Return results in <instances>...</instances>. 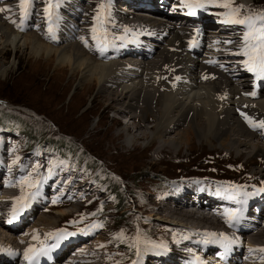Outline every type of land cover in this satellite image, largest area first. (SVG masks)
<instances>
[{
	"label": "rangeland",
	"instance_id": "obj_1",
	"mask_svg": "<svg viewBox=\"0 0 264 264\" xmlns=\"http://www.w3.org/2000/svg\"><path fill=\"white\" fill-rule=\"evenodd\" d=\"M66 1H73V4H76L74 7H71L68 2H65V6L61 4V0H29L27 7L30 9V14L24 24L18 27L11 20L14 19L19 22L21 15V9L18 7L19 0H0V8L10 9V11L0 12V18L10 25L14 31L28 35L30 39L36 35L44 43L43 45L57 52H59L64 42H51L48 41L47 37L51 35L56 36L52 32L56 33L57 31V28H55L58 26L56 17L60 13L65 15L70 21L78 23L79 27L89 28L93 40L98 47H100L98 42H101L102 45H109L112 42L111 39L107 42L105 40L106 37L103 35L104 33H111V24L109 25L108 17L110 7L107 10L109 0ZM153 3L155 6L158 4L157 0H154ZM102 4L104 5L103 8L100 7ZM170 4L173 5V8L177 9L179 14H186L188 11L181 4V0H170ZM239 5L244 6L243 10L238 14L239 18L243 19L251 16L253 24H264V21L261 20V16L264 14V0H249L247 2L234 0L233 6ZM76 7H80V9ZM45 8L48 9L47 12L44 11ZM81 9L83 10L82 14L79 13ZM225 11V9L220 7L209 6L206 10H198V13L203 14L208 21H211L212 27L217 24L218 28H226V24H222V21L226 18L223 15ZM137 12L141 17L140 19L150 15V13L143 10ZM77 16L83 20L77 21ZM30 17L37 19V21L35 23L30 22ZM129 20H132V23L144 26L142 21L139 22L136 19L133 21L132 18ZM50 26L52 29L50 28L48 31ZM235 26L240 28V30L236 29L238 31L236 33L217 31L210 34L218 37L221 43L222 39H229L232 42L231 44H234V41H239L240 38L232 39V35H241L245 31V26ZM196 27L205 32L208 35L206 37H212L208 34L209 32H206L212 27L208 26V29L207 25ZM54 28L55 31H53ZM64 28L65 26H63ZM234 30L235 27H233ZM80 35H82V30ZM102 35L105 41L102 39ZM110 36L114 39L115 33L113 32ZM110 36L107 38H110ZM77 39L81 40L79 35ZM45 46L34 49V45L30 42L25 44L19 42L14 46L0 44V70H4L3 73L0 72V107L3 110L18 112L26 121L32 124L33 128L48 132L47 136L56 134L72 136L71 138L79 144V149L76 153L86 150L83 160H87L92 156L97 157L99 159V168L98 170L95 168L90 171L85 169L83 163L77 165L75 163L77 154L74 157L71 154L68 161L60 158L54 151L39 150L37 152H30L26 150L23 136L9 131L1 132L0 155L2 152H5V155H7V166L10 168L18 164V162L13 164L15 158L18 161L24 162L22 164L24 169H19L16 173H12L14 178L12 182L14 184L16 180H19L23 176V171L28 168L29 172L26 175L32 173L34 182L35 180H40V186L50 187L52 191L48 192V194H43L45 200L56 198L52 196L54 192H58L55 189V186H57L55 184L66 179L64 186L61 187L62 192L60 196L65 200L61 206L69 207L71 210L60 216L55 228L51 229L48 233L55 232L57 229H64L71 233L78 231L86 235V239L89 240L86 243L92 251L96 249V246L103 245V247H98L94 253L92 251L88 252L87 257L83 259L84 261L90 260V257L93 256L91 259L94 262L90 260L91 264H121L120 262L124 261L121 260L122 258L128 259L127 253L130 252V248H134L135 252L140 249L138 245L145 246L146 248L151 247L155 253L174 251L177 255L181 252V261L187 262L190 259H194V257L186 253L185 248L192 243H205L213 235L205 234L206 231H195L190 227H182L188 224L172 220L174 218L170 215V209L176 205L167 199V190L164 191L163 189L164 184L162 180L166 178H169L168 182L173 178L176 185L194 179H197V181L208 187L216 189L221 186L230 185V187H237L239 189L237 193H245L247 196L256 190L264 189V171H262L264 168L263 154H248V151L251 149L243 146L238 147L239 150L235 148L227 150L222 148L216 139L209 137L207 140L210 143L208 144L202 138L193 134L190 135L188 144L184 142H169V140L179 138L182 130L186 129L187 126L185 124L187 125V123L182 121L180 122L181 126L168 132L164 131L160 133V138L156 137L154 142H150L144 136L152 133L151 126L154 124V119L151 116L140 119L138 109L132 110L129 113L124 111L119 112L117 107L119 108L121 105L113 99L115 98V94L120 92L118 88L107 87L105 90H99V86L96 83L89 85L87 81L81 78L80 71L72 68V62L67 59L64 61L58 59L57 54L47 50ZM82 47L84 50L88 49L84 45ZM100 49L98 50L97 47H94L91 53L97 55ZM147 52L148 50L146 49ZM91 53L89 54L92 55ZM158 54L156 55L158 56ZM157 56L153 61L157 62L161 60L162 57ZM130 59L136 60H133V62ZM121 60L132 63H136L137 61L139 63L142 61V58L137 55L132 56V58H110L105 62L116 61L119 66L118 61ZM144 60L146 61L147 59ZM150 61L152 60L149 59L146 63ZM118 66L117 68L113 66L114 71L116 70L115 73L120 69ZM243 70H246V68ZM157 71L158 69L154 72L157 73ZM229 74L231 75V73ZM178 78L173 69L163 71L161 76L157 74L158 82L172 87L170 89L177 87V84L181 80V78H179L180 80ZM174 85L175 87H173ZM136 106L141 107V102L136 103ZM26 116L35 118L36 120H32ZM188 118H190V115ZM252 133L254 135L256 133H264V128ZM240 138L243 139L244 136H240ZM163 140H168L169 143L161 145V148L164 149H162L163 151H159L156 147H160L159 144ZM251 142L264 144L263 139L261 141L257 137H253ZM101 168L110 170L112 176L118 178L122 186H124V183L129 182L128 188L136 189L133 197L128 195L129 204H127V209L136 214V218L139 219V224L143 228L139 229L138 222L136 219H133L134 227L130 232L122 226V222L116 221L119 212L116 211L115 198L106 190V185L94 177L95 171H101ZM103 178H105L104 175L101 176V179ZM2 180L5 181L4 179ZM51 182H55V186H52ZM174 184L171 186H174ZM16 188L13 192L19 196V185ZM0 190L3 191L4 188ZM26 190L32 191L34 189ZM12 201H0V246L4 245L2 244L3 242H6L7 245L8 241L4 240V238L10 235L9 232L1 227L4 218L10 216L8 214H10V209L12 208ZM96 205H99L100 209L104 205L105 212L102 215L97 213L99 206L96 207ZM33 209L34 206L31 205L30 210L32 211ZM55 209L56 205L50 206L47 210L39 207L38 211H35V214L38 212L35 216L26 215V218L24 214L26 210L22 213L24 214L25 224L24 228L19 231V234L22 237H26L23 243L25 247L26 245H35L39 238L47 234L40 229V222L43 220L40 218L45 212L48 215H52ZM181 210L184 211V208L182 209L181 207ZM186 210L192 209L185 208ZM93 213L98 215H92ZM82 216L84 219H81ZM92 216L95 218L92 219ZM79 220L85 223V225L78 229H73L74 224L78 223L69 222ZM96 220L100 224H103V227L93 229L91 225ZM34 224H36L39 230L37 229L33 234L28 233V230ZM222 226L220 225L219 227L222 228ZM211 233L215 234L214 237L218 241H222L220 236L222 233ZM34 235L38 236V239L33 240L32 237ZM223 235L228 238L230 233L227 231ZM118 236H122V239L117 238ZM233 236L236 235L233 233ZM41 241L43 239H40V244H36L35 249L41 248L43 244ZM16 243L15 241H10V244L7 246H17ZM18 243L21 244V241L19 240ZM123 245L128 247L124 248ZM148 253L144 252L145 257H147ZM32 255L38 257L36 253H32ZM260 258L259 260L257 258L256 261H264V259ZM243 259L242 264H245L247 259ZM136 261L142 262L144 259L138 257L136 254L129 264H135ZM150 261L151 264L155 262V260ZM226 262L222 261V264H228Z\"/></svg>",
	"mask_w": 264,
	"mask_h": 264
},
{
	"label": "bare ground",
	"instance_id": "obj_2",
	"mask_svg": "<svg viewBox=\"0 0 264 264\" xmlns=\"http://www.w3.org/2000/svg\"><path fill=\"white\" fill-rule=\"evenodd\" d=\"M242 1L247 2L249 0ZM65 2H68L71 7H74L76 4H73V1L61 0V4L64 6ZM119 2L120 0H114L110 3L111 6L108 12L112 20L111 32L115 33V38L113 39L110 36L112 44L105 48L103 56L100 55V52H98L97 55L91 53L92 49L97 47L95 42L92 44L93 39L91 30L86 27H79L78 23L72 20L70 21V19L62 13L58 14V17H56V22L58 23V26L55 27L57 28L56 33L52 32L56 34V39L53 40L52 35L47 37L48 41L51 42H64L59 52L43 45L44 43L36 35L30 39L28 35L14 31L2 18H0V44L14 46L19 42H21V44L30 42L34 45V49L45 46L47 50L57 54L58 59L62 61L67 59L72 62V68L80 71L81 78L87 81L89 85L96 83L97 86H99V90H105L107 87H114V89L118 88L120 92H116L117 94H115V98L113 99L121 105V107H117L119 112L124 111L129 113L132 110L138 109V116L140 119H144V117L146 118L148 116L154 119V124L151 126L152 133L144 136L147 137L150 142H154L156 137L160 138V133L164 131L168 132L181 126L180 122L182 121L187 123V125L185 124V126H187L186 129L182 130L179 138L169 140V142H184L188 144L190 135L193 134L199 136L208 144L210 143L207 140L209 137L216 139L221 147L227 150H232V148L238 149V147L243 146L251 149L248 151V154H263L264 156V144L260 142H251L253 137H257L261 141L263 139L264 141V133H256V135H254L252 132H257L259 129H254L249 123V121L259 122L264 120V81H257L255 73L243 70L246 68L243 63L246 57L234 54L243 46L245 31L242 32L241 35L231 34L233 36L231 37L232 39L240 38L239 41H234V44H231L226 43L229 39H222L221 43L220 39L214 35H210L212 37H206L207 34L202 32L199 27H196L197 25L192 27L176 26L170 22L165 23L164 21L155 20L152 17L145 18L142 16L143 19H140L141 17L138 16L139 18L135 19L137 21L139 20V22L142 21L144 24V26H140L137 25V23L127 22L126 17L118 13L115 5ZM134 6L136 10H143L147 13L154 11L159 13L163 11L156 6H150L143 2L131 0L129 7ZM76 8L80 9V7ZM120 10L124 11L125 8H120ZM167 11L170 13L169 15L177 18L186 17L179 14L176 8H171V10L168 9ZM82 12L83 10L81 9L79 13L82 14ZM76 19L77 21L83 20L79 16H77ZM29 21L35 23L37 19L30 17ZM187 21H191V19ZM145 25L149 27L146 28ZM63 26H65L64 29ZM233 27H235L234 31ZM50 28L51 26L48 28V31ZM55 28L53 31H55ZM236 29L240 30V28L235 25L226 24V28L219 32L227 33L231 31L236 33L238 32ZM81 30L82 35H80ZM197 30H199V34H197ZM96 31L98 30L96 29ZM78 35L80 36V41L77 39ZM194 37L199 43L195 47H191L189 41L193 40ZM81 44L88 49L84 50ZM146 49L148 50L147 53ZM157 53H159L158 56L156 55ZM135 54L142 58L141 62L137 63L136 61V63H132L121 60L118 61L119 66L116 61L105 62L110 58H132ZM156 56H161V60L157 62L153 61ZM144 59H150L152 61L146 63L147 60L145 61ZM113 66H116V68L117 66L120 67L119 70L117 69V73H115L116 70L114 71ZM165 67L168 69H164ZM209 67H214L216 69ZM152 69H158L157 73ZM169 69H173L177 77L181 78V80L178 78L180 82L177 84V87L174 85L173 87L175 88L173 89H170L172 87L164 85L162 82H158L157 79V74L161 76L163 71ZM206 69L207 71H205ZM3 71L0 70L2 73ZM229 73H231V75ZM204 77H207V79ZM253 92L256 93L255 96L251 95ZM139 102L142 104L141 107L136 106V103ZM189 115L190 118H188ZM240 136H244V138L241 139ZM169 142L168 140H163V142L159 144L160 147H156V149L161 151L164 149L161 148V145ZM241 152L243 153V151ZM6 156L3 155V159H6ZM262 171H264V168ZM5 173L4 168L0 169V189L4 188L3 191L0 190V201L11 202L17 197V194L13 192L14 189L17 188L16 186H8L9 183L14 184L11 181L12 179L2 181V176L5 175ZM51 191L50 187L40 186V196L32 202L34 209L31 211L30 207L27 208L25 211L26 213H24L25 218L26 215L35 216L38 213L35 214V211H38L39 207L44 210L49 209L52 204L45 200L43 194H48V192ZM254 204L255 203H253L251 207ZM201 207L203 206L191 207L190 209L192 210L186 211L185 208L183 211L181 207H172L170 209V215H172L174 219H171L173 221H179L178 223L188 224L187 226L199 224L217 225L212 229L198 231H206L205 234H212L211 232L223 234L229 231L230 236L227 240L222 241H218L216 237L210 236L208 243H192L185 248L189 250L188 254L192 255L191 250L196 251L198 256L217 251L228 264H242L244 261L243 258L247 259L245 264H264V261H256L257 258L259 260L260 257H264V252L260 251V249H264V231L256 233L248 240L241 237L234 238L233 232L236 228V223L231 225L225 224L221 228L214 215H202L200 212L202 210ZM68 210L70 211L71 209L66 206H60L56 207L52 215H48L45 212L47 215L43 214L40 218L43 219L40 222L41 231L43 230L46 233L50 232L51 229L55 228V225L59 221V217L66 214ZM24 214L21 213L19 217L10 224V227L2 225L1 228L10 233V238L7 236L4 238V240L8 241L7 245L10 244V241H15V243L17 242V246L25 247L23 243L26 237H22V235L19 234V231L24 228V223H22L20 227L14 228L21 219L23 220ZM37 229L38 227L34 224L30 227L28 233L33 234ZM240 234L244 235V233ZM19 240L21 244L18 243ZM88 241L87 239L83 240V248L85 251L76 253L74 256L70 257L66 264H91L90 260H92L91 258L93 256L90 257V260H83L87 257L88 252L92 251L86 243ZM41 242L44 243L45 241L43 240ZM78 243L76 244L78 245ZM2 244L4 245L0 247L7 246L6 242ZM54 244L58 246L60 240L56 239ZM98 247L100 246H96V249ZM56 248L57 247L53 248L52 251H48L43 262L38 255L33 264H62L59 261L64 256V253L56 256ZM95 250L92 252L94 253ZM203 250H205V253H202ZM180 253L177 255L182 257ZM81 255H84V257H79ZM7 259L8 256L0 250V264H25V261L22 260H8L6 262ZM149 259L155 260L159 262V264H177L176 262L173 263V260L172 262H166L158 260L153 256H150ZM174 260L178 261L175 258ZM212 264H222V260H214Z\"/></svg>",
	"mask_w": 264,
	"mask_h": 264
},
{
	"label": "snow or ice",
	"instance_id": "obj_3",
	"mask_svg": "<svg viewBox=\"0 0 264 264\" xmlns=\"http://www.w3.org/2000/svg\"><path fill=\"white\" fill-rule=\"evenodd\" d=\"M110 2V0H109ZM29 4V0H19L18 7L21 9V15L19 22L16 20H11L12 23L17 24L19 27L23 25L25 20L28 18L30 14V9L27 7ZM181 4L188 9L187 15L189 16H196L198 15V10H206L209 6H216L225 9V13L223 15L226 17L222 22L225 24H232V25H242L245 26V34L243 37V46L234 54L236 55H243L246 59L243 61L246 70L249 72H254L256 74L257 81H264V24L256 25L253 24L252 17L246 18H239L238 14L240 11L243 10V5L233 6L234 0H181ZM101 8L104 7L102 4ZM10 11L7 8H0V12ZM45 12L48 11L47 8L44 9ZM261 20L264 21V14L261 16ZM95 31V29H93ZM197 34H199V30H197ZM52 39L55 40V36H52ZM199 41L193 38V40L189 41L191 47H195ZM226 43H232L231 41H227ZM105 52V47H101L100 55L103 56ZM207 79V77H204ZM255 92L251 93V95L255 96ZM247 118V117H246ZM250 125L254 129H262L264 128V120L259 122H252L249 121ZM16 161H13L15 164ZM33 174L29 173L28 175L20 177L19 180L15 181V184L9 183V187L17 186L20 187V195L15 197L12 201V208L10 209V219L7 221L9 224L13 223L21 213H23L27 208L32 205V202L40 196V180L32 179ZM26 189H34L32 191H27ZM264 191V189H261ZM219 194V193H217ZM247 195V194H245ZM235 199V197H231ZM59 202V197L54 198L51 203L56 204ZM243 201H238V203H242ZM229 219L226 221L227 223L235 224L239 223L241 219V209L230 210L226 213ZM92 215H95L93 213ZM81 219H84L82 216ZM79 221H71L69 223H78ZM93 229H97L103 227V224L93 223L91 225ZM84 231V230H81ZM46 239L56 238L57 240L62 239L67 236L76 235V233L67 232L64 229H57L55 232L47 233ZM215 235V234H209ZM222 240H227V237L223 234H220ZM117 238H121L122 236H118ZM33 240L38 239V236L34 235L32 237ZM209 241H205L208 243ZM231 243V242H229ZM51 248L57 247V244H53L50 246ZM100 247H103L101 245ZM49 248H45L43 244L41 245L40 249H35L33 247H28L25 249L24 258L28 261V264H33L36 260V256L30 255L32 253H36L39 256H46L48 254ZM260 251L264 252V249H260ZM264 259V257H261Z\"/></svg>",
	"mask_w": 264,
	"mask_h": 264
},
{
	"label": "trees",
	"instance_id": "obj_4",
	"mask_svg": "<svg viewBox=\"0 0 264 264\" xmlns=\"http://www.w3.org/2000/svg\"><path fill=\"white\" fill-rule=\"evenodd\" d=\"M32 120H36L35 118L26 116ZM3 131H9L11 133H18L23 136L25 139V146L26 150L28 151H39V150H46V151H54L56 154L60 156V158L70 160V155L72 154L73 157L76 155L75 163L84 164L85 169L87 170H98L99 165L98 161L99 159L97 157H90L87 160L84 159V155L86 154V150H82L80 153H76V151L79 149V144L73 140L72 136L62 135V134H56V135H50L47 136L49 133L46 131H42L40 129L33 128L32 124H30L28 121L24 119L18 112L14 110H3V108L0 107V137L1 132ZM46 144V146H45ZM105 176V178L101 179V176ZM94 177L100 182H102L104 185H106V190H108L109 193L112 194L113 198H115L116 202V211L119 212V215L117 216L116 221L122 222V226H124L127 230L130 232L132 231L134 227V220L138 222L139 229L142 227L141 224H139V219L136 218V214L131 212L129 209H127V204H129V196L132 197L135 195L136 189H129V182L124 183V186H122V183L118 178L115 176H112L111 171L107 168H101V171H95ZM169 179V178H168ZM168 179H164L163 181V189L168 185ZM173 178H171L169 181H171ZM136 199V198H135ZM99 205H96V207ZM102 209H100V206L98 207L99 211L98 214L102 215L104 210V205H102ZM96 214L95 216H97ZM95 217L92 216V219ZM97 223H100L98 220H96ZM143 228V227H142ZM142 230V229H141ZM124 248L128 246H124ZM134 248H130V252L127 254L128 256L133 255ZM122 260H126V258H122Z\"/></svg>",
	"mask_w": 264,
	"mask_h": 264
}]
</instances>
